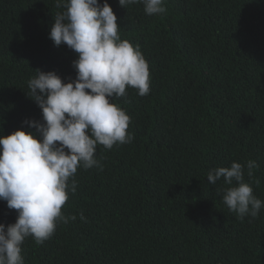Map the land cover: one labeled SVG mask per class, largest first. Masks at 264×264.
<instances>
[{
  "label": "trees",
  "instance_id": "trees-1",
  "mask_svg": "<svg viewBox=\"0 0 264 264\" xmlns=\"http://www.w3.org/2000/svg\"><path fill=\"white\" fill-rule=\"evenodd\" d=\"M107 2L121 39L141 48L150 91L112 99L134 140L97 146L102 170L79 168L62 208L76 220L42 245L27 238L25 264H264V208L240 220L222 202L223 178L207 181L213 169L255 161L244 179L264 201V0H166L159 16ZM62 10L55 0H0V135L43 122L26 95L35 70L75 79L77 54L49 39ZM16 219L0 200V224Z\"/></svg>",
  "mask_w": 264,
  "mask_h": 264
},
{
  "label": "clouds",
  "instance_id": "clouds-1",
  "mask_svg": "<svg viewBox=\"0 0 264 264\" xmlns=\"http://www.w3.org/2000/svg\"><path fill=\"white\" fill-rule=\"evenodd\" d=\"M121 7L142 4L148 16L167 12L166 0H118ZM63 9L54 17L49 39L77 54L72 62L75 79L65 82L56 72H43L27 82V97L41 109L43 122L25 120L35 132L17 130L0 135V200L17 219L5 228L0 224V264H25L22 244L31 237L35 244L49 240L60 223L75 221L63 206L75 194L79 168H101L97 146L106 150L130 144L131 117L112 99L124 97L132 88L144 97L150 91L149 65L140 46L122 40L117 16L107 0H55ZM36 133H39V138ZM255 161L232 162L207 174L216 184L221 178L229 187L222 202L240 220L259 216L264 201L254 195L249 178ZM235 182V183H234ZM259 184V180H256ZM86 222L83 213L79 216Z\"/></svg>",
  "mask_w": 264,
  "mask_h": 264
}]
</instances>
